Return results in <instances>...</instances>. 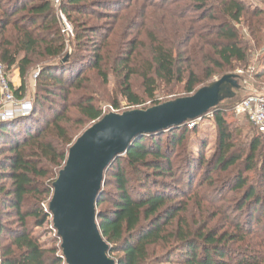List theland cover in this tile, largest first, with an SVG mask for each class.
<instances>
[{"label":"trees","instance_id":"trees-1","mask_svg":"<svg viewBox=\"0 0 264 264\" xmlns=\"http://www.w3.org/2000/svg\"><path fill=\"white\" fill-rule=\"evenodd\" d=\"M61 9L75 36L64 63L52 0H0V64L20 73L21 86L10 83L17 99L26 95L29 71L41 68L31 115L0 122V264H66L61 244L46 249L35 231L52 222L53 184L70 148L106 116L95 99L78 97L92 71L104 84L116 77L129 106L147 110L168 103L156 100L161 88L180 86L187 98L258 52L264 64V10L245 0H64ZM155 11L171 21L156 22ZM131 15L141 24L120 31ZM262 77L264 69L256 80ZM233 97L223 84L207 113L217 129L216 160L183 146L196 129L189 121L136 139L107 168L97 224L117 264H264V135L241 117L254 134L248 146L240 139L225 117L236 116L241 101ZM74 111L85 126L79 132L67 126Z\"/></svg>","mask_w":264,"mask_h":264},{"label":"water","instance_id":"water-1","mask_svg":"<svg viewBox=\"0 0 264 264\" xmlns=\"http://www.w3.org/2000/svg\"><path fill=\"white\" fill-rule=\"evenodd\" d=\"M225 83L233 82L225 77L187 98L147 110L106 115L76 140L53 184L49 203L66 264H117L110 258L109 245L97 224L105 171L136 139L201 119L219 104Z\"/></svg>","mask_w":264,"mask_h":264},{"label":"rangeland","instance_id":"rangeland-1","mask_svg":"<svg viewBox=\"0 0 264 264\" xmlns=\"http://www.w3.org/2000/svg\"><path fill=\"white\" fill-rule=\"evenodd\" d=\"M245 1L252 8L259 6L260 8L264 10V6L260 4L259 0H245ZM138 9L139 8H137V10ZM115 12H120V10L113 11V13ZM152 16L156 22L158 23L164 22L162 24H166V23L168 24L170 20V19L168 20L167 17L162 16L157 11L153 12ZM106 20L107 19L99 21L95 18H92V22H93L92 24H96L98 26H103L107 28L110 25V22H106ZM141 21H142L141 19H135L134 16L131 15L125 18L123 21H121V23H118L119 30L130 32L129 26L141 24ZM69 23L71 24V22ZM240 28L242 29V27ZM72 29H73V26H72ZM263 30H264V27H263ZM74 37H75L74 34L73 36L64 35V38L66 40L65 41L66 47L68 49L67 54L64 57V59L68 58L69 60V58L71 57V54L73 52L72 44L75 40ZM97 39H99V37ZM259 53L260 52H258V54ZM258 54H254L253 56H250L248 61H246L245 63H242V65L235 68V70L233 72H230L229 75L226 74L222 76H216L212 80V82L215 83L221 80L222 78H225V77L230 78V80L233 83L232 84L228 83V84L230 86L231 92L234 94V97L232 98L233 103L236 102L237 104L238 102L242 101L244 98L250 95L252 91H257L259 93L264 92V77L259 78L258 80H254L252 78H249L248 76L246 77L244 75H239L238 73L239 69H244L251 64H255L256 65L255 67L257 68V70L261 72L263 69H260V68H264V67H263V64L258 63V60L255 58ZM40 69H41L40 67L35 66L34 69L29 71L28 76L25 78L26 85H27V92H26L24 99H21V101L31 102L32 110L34 109V93H35V88H36V78L40 72ZM85 70L86 69H82L81 73L85 72ZM6 76H7L8 81L11 83L13 87L18 88L19 86H21L23 80L17 69H14V68L11 69L10 72L6 73ZM89 77L90 78L88 80V83L85 85V91L82 90L78 97H87V98L91 97L95 99L96 104L103 110V112L106 115L123 114V113H127L133 110H141L140 108H134V107L129 106V104L126 102L125 98L123 97L122 83L118 81V79L114 77L113 75L110 76V81L108 84L103 83V81L97 75L96 71H92ZM249 84H251V86H249ZM134 87H135V92L137 93V95L146 99V96L144 95V91L140 87L139 81L134 82ZM181 92H182V89L180 86L175 88L174 90H171L168 88H161L157 92V95L155 97H156V100L160 102H165V101L172 102V101H175L176 99L184 98V95H181ZM1 103H2V96H1ZM148 103L150 102L148 101L146 104ZM223 103L228 104L226 101L222 102V104ZM115 106H118V109H115ZM30 115L31 114H29L28 116ZM79 117L80 116L78 115V113H75L74 111L71 117L73 121L67 125L68 127H70L72 130L76 132H79L85 128V126L84 127L79 126L78 124ZM225 117L227 119V122L232 124V129L237 130L238 134L241 135L240 139L242 141H245L246 146H248L250 144L251 139L253 138L254 133L251 131L246 120L241 117L235 116L233 111L227 112ZM17 118H23V117H17ZM193 129H195V131L193 132L190 131L186 134L183 146H185V148L188 149V151L189 150L192 151L193 152L192 154H194V156L196 157L200 156V157L205 158L206 160L214 158L216 160L218 156L217 129H216L212 114H207V116L204 119L200 120ZM237 145L241 146L242 143L237 141ZM246 146H244L245 149H246ZM248 151L249 150H245L244 153L247 154L249 153ZM256 160H257V164L260 165L263 159L258 154V157ZM199 178L201 179V174L198 177L197 181L200 180ZM105 189L107 188L105 187ZM107 190L115 192L113 188H108ZM33 202L34 201H30L26 209H29V206H32V205L34 206L35 204ZM44 210L48 212L47 208H44ZM35 234L37 235L38 239L40 240V242L43 244V246L46 249H53L55 247L58 248L61 244L60 239L57 237V233L53 228L52 222L51 223L48 222L43 227L37 228L35 231ZM0 262H1V255H0Z\"/></svg>","mask_w":264,"mask_h":264},{"label":"built area","instance_id":"built-area-1","mask_svg":"<svg viewBox=\"0 0 264 264\" xmlns=\"http://www.w3.org/2000/svg\"><path fill=\"white\" fill-rule=\"evenodd\" d=\"M63 1L64 0H52L53 7L56 9L62 34L73 36L74 32L72 25L61 9ZM255 58L258 60L259 54ZM255 66V64H251L244 69H239L238 73L239 75L248 76L256 80V75L259 71ZM249 86H251V84H249ZM0 94L2 96L0 122L11 121L17 117H26L32 113L31 102L21 101L14 96L10 82L5 73V68L2 64H0ZM235 113L237 117H247L251 124L264 135V92L259 93L257 91H252L250 95L237 105ZM200 120L201 119L191 121L188 127L193 129Z\"/></svg>","mask_w":264,"mask_h":264},{"label":"crops","instance_id":"crops-1","mask_svg":"<svg viewBox=\"0 0 264 264\" xmlns=\"http://www.w3.org/2000/svg\"><path fill=\"white\" fill-rule=\"evenodd\" d=\"M263 67H264V64H263Z\"/></svg>","mask_w":264,"mask_h":264}]
</instances>
